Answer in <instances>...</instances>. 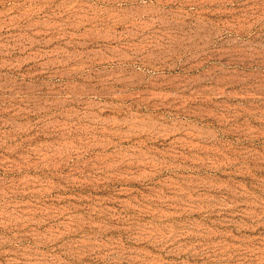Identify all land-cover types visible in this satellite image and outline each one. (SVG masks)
<instances>
[{
    "label": "rangeland",
    "instance_id": "374dc122",
    "mask_svg": "<svg viewBox=\"0 0 264 264\" xmlns=\"http://www.w3.org/2000/svg\"><path fill=\"white\" fill-rule=\"evenodd\" d=\"M0 264H264V0H0Z\"/></svg>",
    "mask_w": 264,
    "mask_h": 264
}]
</instances>
